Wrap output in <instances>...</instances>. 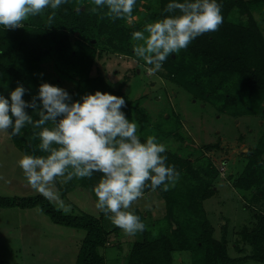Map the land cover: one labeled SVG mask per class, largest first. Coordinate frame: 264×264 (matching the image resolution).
<instances>
[{"label": "trees", "instance_id": "1", "mask_svg": "<svg viewBox=\"0 0 264 264\" xmlns=\"http://www.w3.org/2000/svg\"><path fill=\"white\" fill-rule=\"evenodd\" d=\"M170 2L172 0H137L133 11L137 20L131 25L125 20L113 22L107 16L101 19L106 9L100 14H92L91 0H68L57 10L51 26L47 24L51 9L30 17L23 28L6 31L0 26V94L10 97V92L20 82L31 89V94L24 96L26 101H30L43 82L62 88H65L64 82H69L74 87L65 89L73 95V100H79L85 94H94L97 90L124 97L127 107L122 111L133 120L134 106L128 102L123 86L111 85L98 71L100 56L114 57L117 54L121 60H127V53H131L133 45L132 33L142 30L148 23L172 15L164 12ZM217 2L223 6L224 17L219 30L196 38L186 50L169 56L163 65L172 83L194 99L212 105L219 113L236 119H264V29L262 26L260 28L254 16V12L264 6V0ZM105 45L107 47H102ZM142 66L149 65L140 62L136 71ZM27 111L38 119L33 110ZM150 121L149 115L141 113L142 142L148 136L155 135L160 143L162 133L169 137L172 135L159 125L145 133ZM46 126L51 127V124ZM40 130L26 125L21 135L13 137L23 154L47 155L36 149L40 140L33 138V133ZM177 138L182 144L185 142L179 134ZM216 148L218 146L209 144L203 147L205 152ZM182 153L185 151L167 150L165 153L167 163L175 165L181 173L174 188L169 191L157 189L158 196L166 206L165 216L154 222H144L147 230L135 236L125 235L104 213L95 209L97 198L93 188L101 179L99 173L90 179L74 178L67 182V190L69 192L70 189L72 194L71 201L76 205L73 213L66 214L59 210L45 196L27 194L30 188L27 183L20 185L25 195L0 196V212L37 209L52 224L73 229L77 233L83 232L80 242L73 240L77 242L74 246L66 243L73 248L70 253L74 259L67 253L62 258L69 264H109L106 252L110 249L119 258L118 264H174L179 254L187 255L190 264L264 263V214L254 210L257 213L256 223L253 222L252 228L243 227L239 232L241 240L253 248V253L245 258H232L226 236L221 239L214 237V228L203 204L217 194L214 182L220 178L221 171L212 159L205 157L200 159L204 161L201 164L202 172H194L189 153ZM58 179L55 183L60 186ZM72 184L76 186L73 188ZM235 187L247 197L246 193L250 192L256 201L261 195L255 192L262 193L264 197V138L249 155ZM150 191L151 188L144 189L145 193ZM254 200L249 198L250 203ZM137 215L144 220L142 214ZM13 232L12 228H8L5 233L11 236ZM40 240L32 242V246L29 243L28 248L31 247L32 252L45 248ZM239 251L242 253V248L239 247Z\"/></svg>", "mask_w": 264, "mask_h": 264}, {"label": "clouds", "instance_id": "2", "mask_svg": "<svg viewBox=\"0 0 264 264\" xmlns=\"http://www.w3.org/2000/svg\"><path fill=\"white\" fill-rule=\"evenodd\" d=\"M68 0H0V26L6 31L23 28L30 17L48 14L51 26L57 10ZM92 14L133 23L137 0H91ZM222 4L217 0H172L164 8L165 16L132 33L133 51L150 73L158 72L169 56L186 50L198 37L216 32L224 22ZM43 76V73L40 74ZM31 89L18 82L10 97L0 94V132L21 135L26 125L41 129L33 133L36 146L47 155L25 154L18 166L29 186L50 200L57 199L52 190L58 178L63 183L74 178H92L101 174L93 188L95 209L104 213L125 235L135 236L147 230L141 218L130 211L144 194L162 188L169 191L179 182L181 173L167 163V146L150 135L145 142L138 133V122L122 111L124 97L97 90L79 100L65 88L48 82L40 84L36 95L26 101ZM28 109L38 116L34 119ZM51 124V127L46 125ZM36 149L33 151L35 152ZM149 192V193H150ZM64 212L70 207L60 205Z\"/></svg>", "mask_w": 264, "mask_h": 264}, {"label": "rangeland", "instance_id": "3", "mask_svg": "<svg viewBox=\"0 0 264 264\" xmlns=\"http://www.w3.org/2000/svg\"><path fill=\"white\" fill-rule=\"evenodd\" d=\"M256 11L254 16L260 23V28L262 26L264 29V6ZM242 19L245 20V17ZM111 48L109 45V49ZM127 54V60H121L117 54L114 57L101 55L98 71L111 85L123 86L128 102L134 106L133 120L137 121L139 126L137 134L143 136L140 117L141 113H146L151 121L146 126L145 133L157 125L165 132H171L170 137L162 133L160 143L165 144L169 151L182 150L185 151L182 153L185 155L189 153L194 172H202L201 164L204 161L200 159L206 157L215 162L221 171L220 178L214 182L217 194L203 203L207 218L214 228V237L221 239L226 236L228 252L232 258H245L252 254L253 248L241 240L239 232L243 227L252 228L253 222L255 224L257 221L258 212L264 214V197L262 193L254 191L261 195L256 201L248 192L246 193L248 197L254 200L250 203L249 198L236 189L235 182L246 167L249 155L258 148L260 141L264 138V119L255 117L236 119L221 114L212 105L194 99L191 94L172 83L164 65L156 73H150L149 66H142L136 71L137 64L144 61L135 56L133 47L131 53ZM64 87L71 89L74 85L64 82ZM177 134L185 140L183 144L178 141V138L176 140ZM207 144L218 146V148L205 152L203 147ZM23 155L25 154L16 146L13 136L7 132H0V196L25 195L18 192L20 185L27 183L22 169L18 166V161ZM58 180L60 186L56 183L52 186L57 199L49 200L61 211H63L61 204L70 207V211L66 214L73 213L76 205L71 201L70 189L68 192L67 183H63L61 178ZM75 186L72 184L71 187ZM26 193L42 195L32 188H29ZM130 211L136 215L142 214L143 222H154L165 216L166 206L157 191L144 192L143 196L132 205ZM0 217V264H30L31 262L69 264L62 259L66 253L72 257L70 250L73 248L66 243L70 242L74 246L77 242L73 240L80 242L84 236L83 232L77 233L73 229L52 224L50 219L37 209L28 211L10 209L0 214ZM8 228L14 230L11 236L5 235ZM27 232L28 236H26ZM5 236L9 238V242L5 240ZM40 238L45 248L32 252V248H28L27 245L31 243L32 246V242ZM262 245L264 247V243ZM239 247L242 248V253ZM106 253L109 264H118L119 258L113 250H107ZM186 256L179 254L174 264H190V259ZM244 264L264 263L245 261Z\"/></svg>", "mask_w": 264, "mask_h": 264}, {"label": "crops", "instance_id": "4", "mask_svg": "<svg viewBox=\"0 0 264 264\" xmlns=\"http://www.w3.org/2000/svg\"><path fill=\"white\" fill-rule=\"evenodd\" d=\"M29 187H30V186H29ZM30 189H31V187H30ZM18 192H20V193H21V192L24 193V191H22L21 188L18 190ZM0 214H2V213L0 212ZM0 218H1V217H0ZM28 232H29V231H28ZM5 235H7V234L5 233ZM31 235H33L32 232H31ZM7 236H8V235H7ZM26 236H27V233H26ZM22 237H23V236H22ZM5 240H6L7 242H9V238H7L6 236H5ZM30 248H31V247H30Z\"/></svg>", "mask_w": 264, "mask_h": 264}]
</instances>
